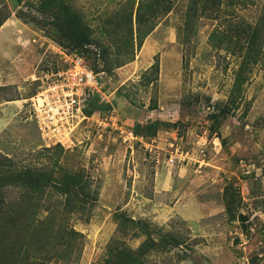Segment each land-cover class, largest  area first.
<instances>
[{
	"label": "rangeland",
	"instance_id": "obj_1",
	"mask_svg": "<svg viewBox=\"0 0 264 264\" xmlns=\"http://www.w3.org/2000/svg\"><path fill=\"white\" fill-rule=\"evenodd\" d=\"M54 11L111 104L72 148L24 103L59 63ZM0 163L53 177L5 190L34 216L22 264H264V0H0Z\"/></svg>",
	"mask_w": 264,
	"mask_h": 264
},
{
	"label": "built area",
	"instance_id": "obj_2",
	"mask_svg": "<svg viewBox=\"0 0 264 264\" xmlns=\"http://www.w3.org/2000/svg\"><path fill=\"white\" fill-rule=\"evenodd\" d=\"M58 64L40 79L38 91L26 100L30 116L42 140L63 148L76 146L78 129L84 122L91 121L96 126L102 124L99 112L87 114L90 102L97 97L106 103L102 94L98 75L76 52H68L55 45ZM23 108L22 101L19 102ZM90 123V122H88ZM168 163H175L172 153Z\"/></svg>",
	"mask_w": 264,
	"mask_h": 264
},
{
	"label": "trees",
	"instance_id": "obj_3",
	"mask_svg": "<svg viewBox=\"0 0 264 264\" xmlns=\"http://www.w3.org/2000/svg\"><path fill=\"white\" fill-rule=\"evenodd\" d=\"M170 0H164V2ZM160 3V2H157ZM160 5V4H159ZM152 8V4L148 5V10ZM67 10V9H66ZM204 11V9H202ZM68 11V10H67ZM154 10H152L153 12ZM167 12V11H166ZM52 22H48V25L51 26L52 32L50 34L52 39L61 46L64 50L68 52H78L79 50L87 49V46H90L91 41L88 36L79 28V26L74 21L73 17H70L68 14L61 11L52 12ZM137 20L140 22L142 17L138 13ZM141 19V20H140ZM152 30V29H151ZM88 113H92L94 110L90 107ZM223 111V110H222ZM221 111V113H222ZM1 164V163H0ZM2 164L0 165V264H22L19 261V255L21 248H18V253H16L17 247H21L18 242L17 236L13 239L14 234L17 232L18 227L24 226L26 230H30L34 227V216L26 215L25 209H21V213L17 211V208L10 203V201L5 200L6 193L5 190L11 188V186H17L19 183L25 186V189H37L43 190L47 187V184L53 181V177L47 174H41L32 169H25L21 171L13 170L12 168L3 169ZM60 185V184H59ZM76 187H82L80 183L73 178V184L66 185L62 184L59 188L61 193H75ZM76 196V193H75ZM28 209V208H27ZM227 209H230V206L227 203ZM28 216L23 220V224H20V220ZM40 221H37V223ZM73 233V232H72ZM49 246H50V237ZM60 241L63 243V237L59 236ZM20 241V240H19ZM23 249V247H22ZM55 250L56 247H50L51 250ZM68 248L65 249L69 251ZM64 252V253H65ZM54 253V252H53ZM62 252V254H64ZM53 255V254H52ZM18 257V258H17ZM127 259V257L125 258ZM30 260L27 256L26 260ZM45 260V259H44ZM44 260L38 261L40 264H47ZM22 262V261H21ZM105 264H119V261H105Z\"/></svg>",
	"mask_w": 264,
	"mask_h": 264
},
{
	"label": "water",
	"instance_id": "obj_4",
	"mask_svg": "<svg viewBox=\"0 0 264 264\" xmlns=\"http://www.w3.org/2000/svg\"><path fill=\"white\" fill-rule=\"evenodd\" d=\"M90 107L95 111H108L111 109V104L99 102L98 98L95 96L90 102Z\"/></svg>",
	"mask_w": 264,
	"mask_h": 264
}]
</instances>
